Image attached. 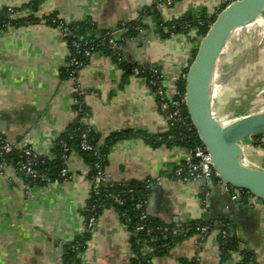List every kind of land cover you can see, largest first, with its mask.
I'll use <instances>...</instances> for the list:
<instances>
[{"label": "crops", "instance_id": "0c3cea01", "mask_svg": "<svg viewBox=\"0 0 264 264\" xmlns=\"http://www.w3.org/2000/svg\"><path fill=\"white\" fill-rule=\"evenodd\" d=\"M34 1L0 0V11L18 9L15 23L0 30V135L17 151L29 148L54 160L57 140L77 119L79 99L88 110L99 147L113 134H127L107 156V185L152 181L149 216L180 231L191 222L213 226L207 236L193 234L165 246L166 253L151 264H238V253L224 260L220 251L218 236L225 221H231L241 247L254 252L257 264H264V203L249 197L233 201V191L225 183L182 182L174 177L187 150L162 141L169 123L146 77L142 72L137 75L157 68L171 92L186 74L199 40L194 29L163 37L161 26L188 14L194 21L202 15L211 18L220 10L216 1L174 0L162 11L154 0H42L33 11L28 6ZM152 7L154 13L146 14ZM152 17L162 20L156 28ZM88 21L93 25L90 37L119 28L126 34L129 27L134 35L121 46L119 61L97 51L70 79L65 75L70 46L60 25ZM243 40L229 42L222 55L228 49L230 55L247 49ZM261 41L245 61L249 64L245 81L264 73ZM231 68L228 58L222 66L227 81ZM233 99L228 94L225 104L235 106ZM215 101L213 95L214 115L222 107ZM243 147L247 162L264 169V148L252 139ZM65 165L68 178L42 184L29 182L15 166L0 161V264H66L68 248L86 232L93 183L91 165L75 148L65 157ZM131 236L115 209L104 210L78 264H131L136 258ZM151 252L147 245L141 249L142 256Z\"/></svg>", "mask_w": 264, "mask_h": 264}, {"label": "trees", "instance_id": "16d2710c", "mask_svg": "<svg viewBox=\"0 0 264 264\" xmlns=\"http://www.w3.org/2000/svg\"><path fill=\"white\" fill-rule=\"evenodd\" d=\"M42 0H36L32 3L31 9L35 11L37 7L40 5ZM155 7V6H153ZM149 8L146 10V14L154 13V8ZM14 12L17 13L18 9H13ZM152 13V14H153ZM157 13V12H156ZM155 13V14H156ZM220 13V12H219ZM215 14L211 18H207L205 15H202L199 19L195 21L192 19V15L188 14L184 18L180 20L167 22L162 24L161 31L163 37H169L178 33H186L188 30L192 28H198V37L202 39L208 32L209 27L215 22L218 14ZM32 19V20H31ZM29 21H33V17L28 19ZM200 22L203 23V26H200ZM14 20H11L9 9H5L2 11L0 16V30H4L7 25L14 24ZM59 24V23H58ZM61 26H63L61 24ZM186 26H189L185 29ZM64 29H69L75 33V38L79 39L84 37L86 39L94 41L99 45L97 51H103L106 54L114 56V58L119 61L120 59V50L113 51L109 44V39L113 38L120 45V47L124 46L125 40L127 37L134 35V30L132 27L127 31V33H123V28H119L118 30H114L111 36L106 37L107 32L103 33L100 38L90 37L89 31L93 29V25L91 22L71 24L69 26L64 25ZM74 40L73 37L68 39L69 46L71 42ZM199 47V43H197V47L193 52V56L190 62H193L197 50ZM88 62V61H87ZM86 62V64H87ZM189 69V68H188ZM188 69L186 74L188 73ZM146 77L147 82L150 80L151 73L149 71L140 70ZM178 91L184 95L185 94V79H180L176 85ZM81 101V100H80ZM82 102V101H81ZM83 104V103H82ZM84 106V104H83ZM78 111V106H76ZM186 114L187 111L184 109ZM84 113H88V110L84 106ZM84 113H79L75 122L63 133L60 138L56 142L55 146V155L56 158L54 160H47L44 158L40 159L44 162V168L48 170V182L52 181H62L67 177L61 176V171L66 169L65 165V157L70 153V151L75 148L91 165V180H93L97 170L95 165L99 163L101 168L105 170V166L107 163V156L111 148L120 140L127 137V134H113L108 138L105 146L99 147L97 144L98 136L92 130L88 134V142L93 147L92 151H84L81 147V138L82 134L87 130L88 123L83 120ZM89 114V113H88ZM173 137V138H171ZM254 144L264 148V134L257 135L252 138ZM162 141L166 143L168 146H179L185 149H193L197 146H201L202 142L198 137L196 130L193 132H187L183 129L180 130H171L166 135L163 136ZM63 144L67 145L68 150L65 151ZM20 151H13L12 153L6 155L1 163H5L6 165H12L16 168L18 167V161ZM96 154L99 156L97 159ZM183 166V164H182ZM177 169H175L174 177L179 179L177 175ZM67 170V169H66ZM28 180V179H27ZM31 182L30 180H28ZM47 182V183H48ZM215 183H223L218 176L214 177ZM33 183V182H31ZM46 184V183H45ZM153 185L152 181L145 182H133L128 185H106L100 189L99 195L91 194L87 208H86V219L90 217V215L94 212L97 217H99L102 212L106 209L113 208L115 209L122 222L127 225L129 231L131 232V245L132 249L136 254V258L131 262V264H151L152 260L157 257H162L166 253V247L170 246L175 240L184 239L190 235L198 234L196 228L200 225H208L210 226V231L213 229V226L209 225L205 222H191L189 224L184 225L181 228V231L177 234H169L164 233V228L177 229L174 226L167 225L162 221L155 219L151 216H148L147 219L142 220V214L146 211L147 202L149 200L151 194V187ZM229 188H233L227 185ZM234 190V188L232 189ZM242 199H246L249 196V192L246 190H241ZM120 198L123 203L118 204L116 199ZM263 202V201H262ZM264 203V202H263ZM142 204L143 208L138 209L137 205ZM228 225L220 228V230H227L229 232V236L226 239H223L222 235L219 233L218 241L220 245V251L224 260L229 258L231 253H238L241 256V260L238 264H257L256 257L253 251L248 250L246 248H242L239 239L232 234V225L231 221L226 222ZM225 223V224H226ZM140 226H144V230H138ZM152 229L151 234L147 232V229ZM91 231L86 230V232L78 237L75 242L68 248L67 255L65 258L66 264H78V255L85 250L86 244L90 239ZM148 246L152 249L151 254L148 256L141 255V249L144 246Z\"/></svg>", "mask_w": 264, "mask_h": 264}, {"label": "water", "instance_id": "95a60500", "mask_svg": "<svg viewBox=\"0 0 264 264\" xmlns=\"http://www.w3.org/2000/svg\"><path fill=\"white\" fill-rule=\"evenodd\" d=\"M264 16V0H236L217 16L201 39L185 79V107L199 139L211 156L219 179L264 202V169L247 162L244 143L264 134V111L221 122L214 115L213 95L220 58L233 36ZM155 25L162 23L152 17Z\"/></svg>", "mask_w": 264, "mask_h": 264}, {"label": "built area", "instance_id": "2783aa9c", "mask_svg": "<svg viewBox=\"0 0 264 264\" xmlns=\"http://www.w3.org/2000/svg\"><path fill=\"white\" fill-rule=\"evenodd\" d=\"M156 3V6L161 9L162 11H165L167 9H170L174 3V0H154ZM217 3L218 8L220 9L219 12H221L223 9H225L227 6L235 2L236 0H215ZM2 11H0L1 16ZM9 14L11 20H15L17 14L13 11V8H9ZM61 26V25H60ZM200 26H203V23L200 22ZM63 27V26H62ZM189 26H186L185 29H187ZM211 27V26H210ZM209 27V28H210ZM196 30L197 32V38L200 41L201 39L198 37V28H192L191 30ZM63 37L68 41L69 38L73 37L74 40L70 44V58L67 68L65 69V75L70 79H75L78 74L83 70V68L86 66V62L91 58V56L96 52V50L99 48V45L96 44L94 41L86 39L84 37H81L79 39L75 38V33L69 29L63 28ZM112 32H107L106 37L111 36ZM110 47L113 51L120 50V45L116 42L115 39L111 38L109 39ZM151 77L148 81V85L153 89L155 96L158 99V106L161 114L167 119L169 123L170 131L173 130H180L183 129L187 132H193L195 130V127L189 117L188 114L184 112L185 107V94L182 95L177 87L175 86L171 92L167 91V89L163 85V75L161 71L157 68H152L150 70ZM141 74V71H137V75ZM187 74L184 75L183 79H186ZM76 105L78 106L77 114L84 113V106L82 102L79 99H76ZM89 114L84 113L83 120L88 123ZM91 131V127L88 123L87 130L82 134L81 138V147L84 151H92L93 147L88 142V134ZM173 138V137H171ZM65 151L68 150L67 145L63 144ZM187 155L185 157V160L183 162V166L181 165L177 169V175L179 177V180L182 182H188V181H197V180H203L207 183L213 182L214 177L217 176V173L215 172L213 168V164L211 161V156L207 152L206 148L202 144L201 146H197L193 149H186ZM15 151V148L13 145H11L5 138H3L0 135V160ZM21 154L19 156L18 161V172L25 177L26 179L30 180L34 183H42L45 184L48 182V170L44 168V162L40 159V156L33 152L31 149L26 148L22 151H20ZM97 159H99V156L96 154ZM2 165H6L5 163H2ZM95 168L97 170V173L95 174L92 183H93V189L91 194L99 195L100 189L107 185V176L105 173V170L101 168V165L97 163L95 165ZM68 171L66 169L61 171L62 177H67ZM233 189V188H232ZM231 189V190H232ZM229 190V189H228ZM232 200L237 201L240 197H242V192L240 189L232 190ZM250 200H252L255 203L262 202L258 198H256L254 195L249 193ZM116 202L118 204H122L123 201L120 198L116 199ZM206 202V201H205ZM138 209H142V204L137 205ZM147 211H144L142 214V220L147 219L148 217ZM98 217L93 212L90 217L87 219L86 223V230L93 231L96 223H97ZM228 221H225L222 223L221 228L227 226L226 223ZM226 223V224H225ZM232 225V223H231ZM144 226H140L138 230H144ZM199 235L207 236L211 233L210 226L208 225H200L196 228ZM147 232L151 234L152 229H147ZM164 233H171V234H177L179 232L178 229H170V228H164ZM223 239H226L229 236V232L227 230H220L219 232Z\"/></svg>", "mask_w": 264, "mask_h": 264}, {"label": "rangeland", "instance_id": "374dc122", "mask_svg": "<svg viewBox=\"0 0 264 264\" xmlns=\"http://www.w3.org/2000/svg\"><path fill=\"white\" fill-rule=\"evenodd\" d=\"M264 17V16H263ZM250 37V38H249ZM246 39V40H243ZM262 40V46H264V20L261 22L252 23L242 29H240L231 39V44L235 41H247L246 48L236 49V53L230 55L229 49L222 55L220 61V67L218 68V74L215 81L214 97L215 106L218 101L222 107L219 109L215 117L221 122H228L234 118L241 117L249 113H257L264 110V73L259 71L250 76L251 80H246L247 62L252 58V52L255 43ZM254 40V42H253ZM201 41V40H200ZM200 41L198 43L200 44ZM259 45V44H258ZM261 47V46H259ZM230 59L232 64L231 71L228 76L231 80L227 81V77L223 78L222 66L227 59ZM229 61V60H228ZM247 64V65H246ZM222 65V66H221ZM228 78V79H229ZM231 92V93H229ZM228 94L234 95L235 106L226 105V96ZM226 111V112H225ZM227 119V120H226ZM257 161L256 159H252Z\"/></svg>", "mask_w": 264, "mask_h": 264}, {"label": "bare ground", "instance_id": "6f19581e", "mask_svg": "<svg viewBox=\"0 0 264 264\" xmlns=\"http://www.w3.org/2000/svg\"><path fill=\"white\" fill-rule=\"evenodd\" d=\"M264 20V17L263 18H260L257 22H261V21H263ZM264 111V110H263ZM261 112V111H260ZM226 123H228V122H226Z\"/></svg>", "mask_w": 264, "mask_h": 264}]
</instances>
